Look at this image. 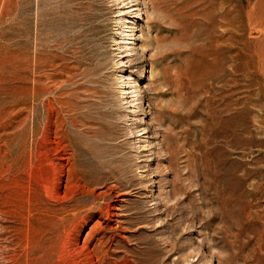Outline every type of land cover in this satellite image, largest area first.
<instances>
[{
	"label": "rangeland",
	"instance_id": "1",
	"mask_svg": "<svg viewBox=\"0 0 264 264\" xmlns=\"http://www.w3.org/2000/svg\"><path fill=\"white\" fill-rule=\"evenodd\" d=\"M0 264H264V0H0Z\"/></svg>",
	"mask_w": 264,
	"mask_h": 264
},
{
	"label": "bare ground",
	"instance_id": "2",
	"mask_svg": "<svg viewBox=\"0 0 264 264\" xmlns=\"http://www.w3.org/2000/svg\"><path fill=\"white\" fill-rule=\"evenodd\" d=\"M142 228V226H140V228L139 229H141Z\"/></svg>",
	"mask_w": 264,
	"mask_h": 264
}]
</instances>
